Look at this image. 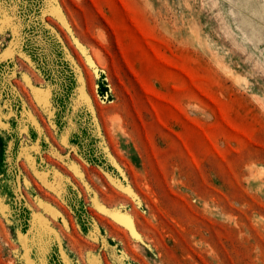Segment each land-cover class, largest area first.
<instances>
[{"label": "rangeland", "instance_id": "1", "mask_svg": "<svg viewBox=\"0 0 264 264\" xmlns=\"http://www.w3.org/2000/svg\"><path fill=\"white\" fill-rule=\"evenodd\" d=\"M0 264H264V0H0Z\"/></svg>", "mask_w": 264, "mask_h": 264}, {"label": "bare ground", "instance_id": "2", "mask_svg": "<svg viewBox=\"0 0 264 264\" xmlns=\"http://www.w3.org/2000/svg\"><path fill=\"white\" fill-rule=\"evenodd\" d=\"M41 95V94H40ZM41 97V96H40ZM113 217L119 221L120 223L124 224L125 226H127L129 229L134 231V225L132 223V221L126 217V216H121V215H113Z\"/></svg>", "mask_w": 264, "mask_h": 264}]
</instances>
